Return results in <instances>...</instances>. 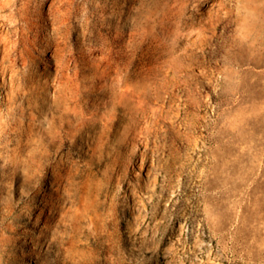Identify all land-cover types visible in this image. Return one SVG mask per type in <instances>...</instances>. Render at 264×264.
<instances>
[{
  "label": "rangeland",
  "instance_id": "374dc122",
  "mask_svg": "<svg viewBox=\"0 0 264 264\" xmlns=\"http://www.w3.org/2000/svg\"><path fill=\"white\" fill-rule=\"evenodd\" d=\"M0 264H264V0H0Z\"/></svg>",
  "mask_w": 264,
  "mask_h": 264
}]
</instances>
